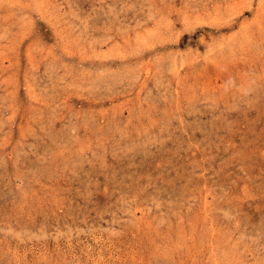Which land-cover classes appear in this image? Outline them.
Returning a JSON list of instances; mask_svg holds the SVG:
<instances>
[{
  "label": "rangeland",
  "instance_id": "1",
  "mask_svg": "<svg viewBox=\"0 0 264 264\" xmlns=\"http://www.w3.org/2000/svg\"><path fill=\"white\" fill-rule=\"evenodd\" d=\"M0 264H264V0H0Z\"/></svg>",
  "mask_w": 264,
  "mask_h": 264
}]
</instances>
